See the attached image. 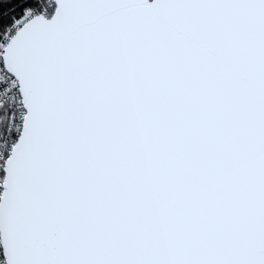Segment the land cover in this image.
Here are the masks:
<instances>
[{"label": "snow or ice", "instance_id": "6c2138e0", "mask_svg": "<svg viewBox=\"0 0 264 264\" xmlns=\"http://www.w3.org/2000/svg\"><path fill=\"white\" fill-rule=\"evenodd\" d=\"M0 264H264V0H0Z\"/></svg>", "mask_w": 264, "mask_h": 264}]
</instances>
